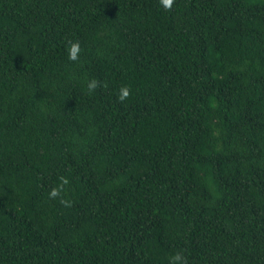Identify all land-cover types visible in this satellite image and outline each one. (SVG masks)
Listing matches in <instances>:
<instances>
[{"label":"trees","instance_id":"16d2710c","mask_svg":"<svg viewBox=\"0 0 264 264\" xmlns=\"http://www.w3.org/2000/svg\"><path fill=\"white\" fill-rule=\"evenodd\" d=\"M180 250L264 264V0H0V264Z\"/></svg>","mask_w":264,"mask_h":264},{"label":"clouds","instance_id":"9594fccd","mask_svg":"<svg viewBox=\"0 0 264 264\" xmlns=\"http://www.w3.org/2000/svg\"><path fill=\"white\" fill-rule=\"evenodd\" d=\"M161 5L166 9L167 11H172L173 6L175 3V0H160ZM70 47L68 48V58L70 61L76 62L79 60L80 53L82 51L81 45L79 41L75 42H69ZM100 87H107L106 82L99 81L95 78L89 80L87 82V89L88 92L91 94L95 92ZM132 95L131 89L128 86H122L119 90V94L117 99L120 103H124L128 99H130ZM59 184L57 186H54L48 193L49 199L52 200H59V203L65 207V208H71L73 206V202L65 196L62 195V193L65 192L66 186L70 184V181L67 177L61 176L59 178ZM169 264H188L187 256L184 254V250H180L177 253H175L173 256L170 257Z\"/></svg>","mask_w":264,"mask_h":264}]
</instances>
